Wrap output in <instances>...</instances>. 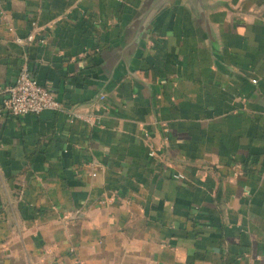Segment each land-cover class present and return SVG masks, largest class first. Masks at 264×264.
Masks as SVG:
<instances>
[{"label":"crops","instance_id":"obj_1","mask_svg":"<svg viewBox=\"0 0 264 264\" xmlns=\"http://www.w3.org/2000/svg\"><path fill=\"white\" fill-rule=\"evenodd\" d=\"M25 62L63 109L0 115V264H264V0H0Z\"/></svg>","mask_w":264,"mask_h":264},{"label":"built area","instance_id":"obj_2","mask_svg":"<svg viewBox=\"0 0 264 264\" xmlns=\"http://www.w3.org/2000/svg\"><path fill=\"white\" fill-rule=\"evenodd\" d=\"M35 39L33 33L26 38L16 37L17 43L25 44ZM105 98L104 94L100 95ZM63 104L55 90L39 82L27 62L23 63L16 79L8 85L0 84V115L21 116L25 114H40L44 111H61ZM72 119L83 120L90 125L100 124V115L85 113L75 110L71 115ZM156 149L153 143L150 144L149 155L154 156ZM94 174V173H93ZM175 178H184L183 174H176Z\"/></svg>","mask_w":264,"mask_h":264}]
</instances>
